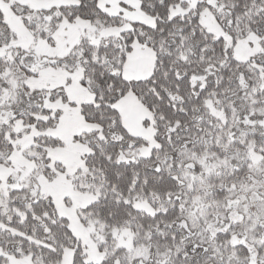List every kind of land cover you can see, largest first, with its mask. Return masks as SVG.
Wrapping results in <instances>:
<instances>
[{
	"label": "snow or ice",
	"instance_id": "6c2138e0",
	"mask_svg": "<svg viewBox=\"0 0 264 264\" xmlns=\"http://www.w3.org/2000/svg\"><path fill=\"white\" fill-rule=\"evenodd\" d=\"M0 264H264V0H0Z\"/></svg>",
	"mask_w": 264,
	"mask_h": 264
}]
</instances>
